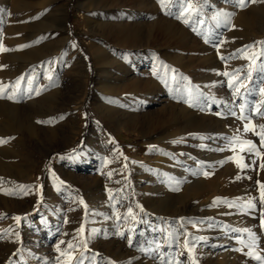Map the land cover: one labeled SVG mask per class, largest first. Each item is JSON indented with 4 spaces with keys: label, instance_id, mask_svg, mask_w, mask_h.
<instances>
[{
    "label": "rangeland",
    "instance_id": "rangeland-1",
    "mask_svg": "<svg viewBox=\"0 0 264 264\" xmlns=\"http://www.w3.org/2000/svg\"><path fill=\"white\" fill-rule=\"evenodd\" d=\"M38 1L0 0V66L6 53L14 57L6 64L10 112L0 113V264H77L81 253L83 264H161V255L178 264H260L245 254L251 237L243 230L264 256V117L254 111H264V74L255 70L264 61V0H203L187 24L177 18L183 0H118L90 10L104 37L85 22L79 0L63 1L64 29ZM217 11L228 23L210 19ZM157 19L172 20L182 36L169 31L148 44ZM125 22L142 26L129 45L114 27ZM245 45L253 47L238 51ZM249 56L256 63L238 97L223 73L244 76ZM164 105L177 109L179 125L144 117ZM129 113L141 118L127 131L117 122ZM252 198L256 207L245 210Z\"/></svg>",
    "mask_w": 264,
    "mask_h": 264
},
{
    "label": "bare ground",
    "instance_id": "bare-ground-1",
    "mask_svg": "<svg viewBox=\"0 0 264 264\" xmlns=\"http://www.w3.org/2000/svg\"><path fill=\"white\" fill-rule=\"evenodd\" d=\"M64 0H44V1H38L37 3H34L35 5L37 4V5H40V6H44V5H49V7H50V9H49V14L48 15H46V19L47 20H49V22L53 25V26H59V25H62L63 26V29L65 28V20H66V18H67V9H66V5H65V3L63 2ZM116 1H118V0H79V2H78V4H79V6H80V8H83V11H81V14L83 15V17H84V19H85V22L87 23V24H91L93 27H95V30H97V32H99L100 33V35L102 36V37H104L105 36V34H104V30L102 31L101 29H97V27L100 25L101 27H102V25H101V23H100V20L98 21L97 19H96V15H94L93 16V14L92 15H90V10H92L93 8H96V7H108V6H110L111 4H114V2H116ZM119 2V1H118ZM33 3H32V5H33ZM33 7H36V6H33ZM30 9V4H27V7L25 8V9ZM28 9V10H29ZM28 10H26V13H29V11ZM28 11V12H27ZM24 12V11H23ZM94 12V11H93ZM25 13V14H26ZM28 15H30V14H28ZM32 15V14H31ZM40 15V14H39ZM26 17H27V15H25ZM101 19V18H100ZM181 20V19H180ZM121 22V21H120ZM119 23V22H118ZM163 24H166L167 26L165 27V28H167V29H163L162 31H161V36L160 35H156V31H155V29H156V27H160L161 26V29H162V25ZM113 25V24H112ZM152 30H151V32H150V35H149V38L147 39V42H148V44L150 43V41L152 42V41H156V39H160V40H163L164 39V37L169 33V31H172V33L174 34V36L176 35V34H178L179 32L178 31H180L181 30V36H182V33H183V29H181L180 27V29L178 28V29H176L177 27L176 26H178V25H176V23H174L172 20H167V19H157L156 21H154L152 24ZM150 25V26H151ZM137 26H141L139 23H134V24H126V22H125V24L124 23H120V24H118V25H115L114 24V27H116L117 28V30L119 31V33H120V38H121V41H122V43H124V45L125 44H127V45H129V44H131V43H133V42H135V36L137 35L136 34V31H135V28L137 27ZM142 27V26H141ZM176 27V28H175ZM150 28V27H149ZM155 28V29H154ZM58 29H60V28H58ZM12 30V29H11ZM137 30V29H136ZM14 31V30H13ZM118 35V34H117ZM180 37V36H179ZM151 39V40H150ZM165 39H166V37H165ZM65 40V39H64ZM23 41H26V38L23 40ZM178 41V40H177ZM182 41V40H181ZM165 43V42H164ZM100 45V44H99ZM7 45L6 44H3L2 45V51H4V53H6L5 52V47H6ZM90 47H91V49H96V43H95V41H92L91 42V45H90ZM103 50V49H102ZM26 51H28V50H26ZM28 52H30V51H28ZM103 52V51H102ZM25 53H27V52H25ZM105 53V52H104ZM104 53H103V55H104ZM28 54V53H27ZM28 56V55H27ZM3 57V56H2ZM176 57V56H175ZM13 59L14 57L11 55V54H8V53H6L5 55H4V61H3V63H2V65L0 66V86H3V96L5 97V91H6V89L8 88V86H7V84H8V82H9V79H10V77L8 78V73H9V71H8V68H7V61L9 60V59ZM19 58V57H18ZM181 58V57H180ZM3 59V58H2ZM178 59V58H177ZM182 64V63H181ZM125 68V67H124ZM126 69V68H125ZM124 69V70H125ZM135 77V76H134ZM133 77V79H130L129 81H132L131 83H133V84H137L139 81L136 79V77L134 78ZM130 78V77H129ZM107 80V79H106ZM105 80V86L106 87H110L109 86V80H107L106 81ZM104 83V82H103ZM130 84V83H129ZM140 84V83H139ZM111 85V84H110ZM138 87V86H137ZM111 89H112V87H111ZM106 91H107V89H105ZM136 90V88L134 89V91ZM166 103H167V105H168V101H166ZM34 104V103H33ZM32 106V105H31ZM104 106V105H103ZM131 106H134V105H131ZM171 106V105H170ZM9 108H10V104L5 100V98H0V113L1 112H4L5 114H7V113H9L10 111H9ZM167 108H168V106H167ZM166 107H165V105L164 106H162V108L160 109V111L158 112L157 111V113H153L152 111V113L150 112H146V113H144V117L146 118V119H150L151 121H152V123H159V124H165V123H171V124H173V125H179V122L177 121V119H178V117H176V115H175V113H176V110L177 109H175V107H172V108H170V109H167ZM102 109H103V112L106 114V116H108L109 118H111L112 119V117H113V110L110 108V107H108V106H104V107H102ZM186 109H184V107L182 106V108H180V111L182 112V111H185ZM133 112V111H132ZM180 112V113H181ZM121 113V112H120ZM183 113V112H182ZM190 115V114H189ZM118 116V115H117ZM124 116V115H123ZM126 117V116H125ZM143 117V116H142ZM114 118V117H113ZM139 118H141V117H139V116H137L135 113H129V115L127 116V118H125V119H121V120H118V122H117V125H118V123H119V125H121L125 130H127V131H129V130H132V129H135L134 128V125L136 124V121L137 120H139ZM116 120V119H115ZM149 120V121H150ZM146 123V122H145ZM149 123V122H148ZM148 125V124H147ZM155 125V124H154ZM2 126V125H1ZM34 127V126H33ZM121 127V128H122ZM149 127V126H148ZM153 127V126H152ZM29 130V129H28ZM31 130H36L35 128L34 129H31ZM30 130V131H31ZM29 131V132H30ZM186 132V131H185ZM36 133V132H35ZM72 135V134H71ZM76 135V134H75ZM176 135V134H175ZM7 154V153H6ZM0 167H1V169L3 168L4 169V167H5V164L4 163H0ZM6 167H7V165H6ZM174 173L175 174H177V175H179V176H181V177H183V178H185V177H188V176H185V174H184V172L181 170V167H175L174 168ZM220 175H219V173L218 174H214V171L213 172H211V178L212 177H215V178H217V177H219ZM195 181V180H194ZM170 183V182H169ZM191 186V185H190ZM198 186V185H197ZM193 189V188H192ZM220 260V259H219ZM228 261V260H227ZM220 262V261H219ZM228 264V263H227Z\"/></svg>",
    "mask_w": 264,
    "mask_h": 264
},
{
    "label": "snow or ice",
    "instance_id": "snow-or-ice-1",
    "mask_svg": "<svg viewBox=\"0 0 264 264\" xmlns=\"http://www.w3.org/2000/svg\"><path fill=\"white\" fill-rule=\"evenodd\" d=\"M159 3H161L162 7L165 6V0H158ZM175 3H179V0H173V6H175ZM235 4L238 7H244L245 6V0H235ZM203 8V0H201L200 3H194L193 0H183V5L182 7L179 9V15L177 16V18L179 19H183L184 23H189L190 19L193 17H199L200 13L202 11ZM171 14V13H169ZM210 19L212 21H214L216 23L217 26L221 25V24H226L228 23V14L224 13L223 11H217L215 15L211 16ZM205 21L203 19H199L197 20V23L203 24ZM205 40L207 42L208 37L205 36ZM257 43H264V42H257ZM253 45H245L244 49H240L238 51L244 52L247 49L252 48ZM260 55H264V52H261ZM223 59V57H221ZM247 59H249L251 61V63L248 65V71L244 74V76H241L240 73L243 70H235L234 73H228V72H224L223 75L225 76H230V80L228 82V86L230 88H234V95L235 96H242L241 93V89L243 88L246 92L248 91L247 85L244 83V80L250 79L252 77V65L256 63V57L255 56H249L247 57ZM256 71L264 74V61H262L260 63V65L255 69ZM24 77H20L18 78L17 84L19 85L20 81L23 80ZM49 79H51V76H49ZM29 84L32 83L31 80L28 81ZM32 89H29V91H31ZM13 91H15V89H13ZM260 92L262 94H264V88L260 89ZM37 94H39V92L37 91ZM202 95V94H201ZM0 98H5L3 96V86H0ZM8 99H14V95H7ZM240 110L241 112H243L245 110V106L244 105H240ZM254 111L256 113V115H259L261 117H264V111H261V107L260 106H254ZM235 113H233L234 115ZM241 119H245L249 121V124H246L244 126V130L245 131H254L255 130V125H252L250 123L251 118L250 117H245V116H241ZM260 128V132L257 133V135H259L261 137V141L264 142V125H259L258 126ZM5 141H3L2 139H0V143H3ZM236 143L240 144L241 141L239 140V138H236ZM243 143H247L249 145L248 151H253L255 146L252 144L251 141H244ZM243 151V149H241ZM231 159V158H229ZM246 166V165H245ZM110 175V173H109ZM205 175H207V173H205ZM21 187H26V186H21ZM261 188V203H264V184L260 185ZM220 198H217V200H219ZM255 198L249 199L247 201H244L242 204V207L245 210H251L253 208L256 207V204L253 202ZM227 202V201H225ZM232 204H229V207H232ZM141 210H143L141 208ZM129 213H131V209H129ZM15 219L17 221H19L21 219V217H15ZM262 226H264V216H262ZM191 222V221H189ZM79 231L82 233L84 231L83 226L81 227V229H79ZM243 231H246L249 233V236L251 237V241L249 243H247L246 247L249 249L248 252H246L245 254L257 261L260 262V264H264V256L260 255L256 249H257V240L258 237L251 232L250 229H244ZM120 235H123V233H118ZM0 238H3L2 235H0ZM194 239H202V238H194ZM61 243H63V241H61ZM85 247L87 244V241H84ZM190 241H188L187 239L185 240L183 247L189 252L191 253L193 251L192 248L189 247ZM129 246H132V241L131 239H129ZM160 245H157V248H159ZM68 248L71 249L73 248V245L71 243H69ZM142 251H148L147 249H141ZM242 250V249H241ZM57 251H59V246H57ZM61 255H64V253H61ZM77 259V264H83V253L80 254L79 258H74ZM159 259L161 260V264H178V261L172 260V261H165L163 255H161L159 257ZM109 264H115L114 261H110ZM193 264H195V261L193 260Z\"/></svg>",
    "mask_w": 264,
    "mask_h": 264
}]
</instances>
